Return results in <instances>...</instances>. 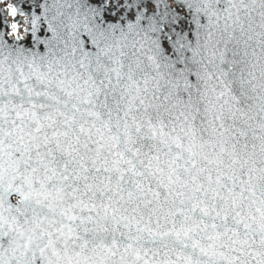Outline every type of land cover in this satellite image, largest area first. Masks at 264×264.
Wrapping results in <instances>:
<instances>
[{"label": "snow or ice", "instance_id": "snow-or-ice-1", "mask_svg": "<svg viewBox=\"0 0 264 264\" xmlns=\"http://www.w3.org/2000/svg\"><path fill=\"white\" fill-rule=\"evenodd\" d=\"M44 22L43 54L0 34V264H264V0Z\"/></svg>", "mask_w": 264, "mask_h": 264}, {"label": "water", "instance_id": "water-1", "mask_svg": "<svg viewBox=\"0 0 264 264\" xmlns=\"http://www.w3.org/2000/svg\"><path fill=\"white\" fill-rule=\"evenodd\" d=\"M93 3V6H96V0H90ZM169 3H172V0H168ZM84 3V0H0V34L3 35L4 40L8 44L16 46L20 45L24 48L29 49L30 52H35L37 54H43L46 49L42 43L43 41L52 36V33L48 31L47 24L44 22L45 15L49 20L52 19L57 12L64 14L66 19L68 16L75 18L77 7ZM8 5H13L17 8V14L15 17V22L19 24V29L17 35L20 37L19 40L16 39V36L12 35L11 23L13 22V17L10 12L7 10ZM41 5H48L50 9L45 13V9ZM71 5V7H69ZM223 6V4L221 5ZM181 17L182 23L175 25V32H180L182 29L185 33H188V39L192 41L193 45L196 43V24L193 22V16L188 11L187 8L177 9ZM35 15L39 17L37 22L36 37L38 40L33 38L32 28H31V19ZM104 16L107 17L106 23H121L127 24L128 18L120 20V16H125V13H120V16L113 18L111 12L104 13ZM258 20V17H257ZM201 22L204 20L201 18ZM167 31V30H166ZM170 35L174 36V33L169 31ZM231 47V45H230ZM186 55H191L186 53ZM229 59L232 58L231 52L228 53ZM173 59L176 57L173 55ZM239 58V57H237ZM177 69L184 68V64L177 63ZM195 71V66L189 65ZM189 80L195 83L196 78L194 75H189ZM184 100H187V93H181ZM18 197L13 195L11 197L12 203H16Z\"/></svg>", "mask_w": 264, "mask_h": 264}]
</instances>
